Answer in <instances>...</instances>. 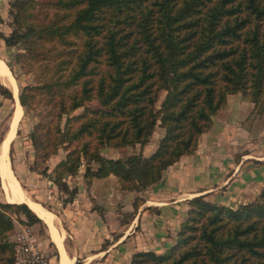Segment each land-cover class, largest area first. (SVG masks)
<instances>
[{
	"label": "trees",
	"instance_id": "16d2710c",
	"mask_svg": "<svg viewBox=\"0 0 264 264\" xmlns=\"http://www.w3.org/2000/svg\"><path fill=\"white\" fill-rule=\"evenodd\" d=\"M27 1L17 3L16 27L2 36L7 45L30 37L76 43L51 81L23 85L19 93L27 111L36 89L56 87L50 94L55 109L44 112L41 122L44 136L52 139L50 153L61 144L68 149L54 169L56 183L67 187L64 174H75L86 162L88 184L114 174L122 188L144 190L197 148L229 93L264 100V0H64L75 10L66 22L24 25L20 13ZM0 87L13 97L9 87ZM93 99L100 105L86 104ZM79 107L84 109L74 113ZM158 125L164 133L150 154L102 153L105 146L144 145ZM37 138L34 132L36 143ZM142 202L137 195L135 209ZM188 203L174 243L162 252L136 251L130 264H264V188L235 207L205 193ZM12 211H23L31 222L42 220L27 202L0 200V264L15 259L8 239L15 227Z\"/></svg>",
	"mask_w": 264,
	"mask_h": 264
},
{
	"label": "crops",
	"instance_id": "0c3cea01",
	"mask_svg": "<svg viewBox=\"0 0 264 264\" xmlns=\"http://www.w3.org/2000/svg\"><path fill=\"white\" fill-rule=\"evenodd\" d=\"M241 93L228 95V105L214 115L212 127L200 135L197 148L170 165L151 187L141 191L124 189L114 174L93 177L88 184L83 172L78 176V193L67 205L59 206L60 200L56 201L52 194L59 213L45 207L55 215L67 263L75 264L79 259V264H130L136 251L162 252L171 246L187 214L190 197L205 193L206 198L233 207L253 197L255 190L264 185V168H245L247 152L239 162L234 159L238 145L250 132L245 119L253 106ZM154 132L160 137L164 127L158 126ZM159 137L155 139L153 133L146 144L137 143L138 150L133 153L150 154ZM238 137L243 141H238ZM112 149L120 148L105 146L102 153L117 157L110 155ZM137 195L145 197L144 204L132 219L122 222V211L135 208ZM34 200L44 205L39 198ZM145 205L155 207L154 212L146 210ZM97 206L104 207V211ZM43 222L49 235L42 247L50 256V263L57 264L63 259L62 251L49 224L44 219Z\"/></svg>",
	"mask_w": 264,
	"mask_h": 264
},
{
	"label": "rangeland",
	"instance_id": "374dc122",
	"mask_svg": "<svg viewBox=\"0 0 264 264\" xmlns=\"http://www.w3.org/2000/svg\"><path fill=\"white\" fill-rule=\"evenodd\" d=\"M20 1L23 2V0H0V57H2L6 63L7 71L12 74L18 86L19 93L23 85L43 84L46 81H51L55 76L58 62L64 58L70 57L71 53L69 48L71 46L74 47L76 44H64L59 37H53L47 41L42 38L34 41V38L32 39V37H30L23 39L12 46L7 45L2 36L10 34L12 30L15 29L16 23L14 20L18 11L17 3ZM63 1L64 0H28L27 2L30 4L29 7H27L23 14L22 12L20 13L22 23L25 25V22H34L36 24H47L54 21H59L60 23L66 22L73 16L75 10ZM77 42H79V40H77ZM11 67L13 69H11ZM1 84L3 83L0 81V86ZM3 85L5 86V84ZM1 89L2 88L0 87V90ZM55 91L56 87H52L50 89L46 87L36 89V98L32 100L27 111H25V108L23 107V115L20 117L21 120L18 127L16 125L14 129V124L12 126L11 130L14 129V135L12 134V142L10 141L9 145L11 168L14 171L19 184L33 199L39 198V201L50 209H53V211L57 209L55 208L57 206H55L52 202V194L55 195L56 201H58V199L60 200L61 203L59 206L62 204L67 205L70 202L67 201V199L71 196V190L74 188L78 189V181L80 180V177L78 176H80L83 172L85 173L86 166L88 165V163L83 162L75 174H64L63 182L67 183V187L64 183H56L54 180V169L59 161L66 156L68 151V149L61 144L55 153H50V150L54 149V147H51L53 146L51 144L52 139L48 141V138L44 136V124L41 126V122L44 120H42L43 113L46 112L52 105H54L55 109V104H53L54 97L50 95ZM240 92L241 91L235 93ZM165 94V90L160 92L157 107H160ZM228 95H230V93ZM49 97L52 99L48 100ZM252 103L253 106L251 108V112L245 119L247 121L246 128L249 129L250 132H247L245 135V141L242 145H238L240 147L236 150L234 159L239 162L242 157L244 159L243 154L247 152L249 155L245 157L247 158L245 162L248 165L245 168L249 167L252 170L258 168L257 170H260L259 168H264V100H259L257 103L252 101ZM86 104L94 107L100 105L97 99L87 101ZM226 105H228V96L225 106ZM15 106L17 108L15 96L9 97L5 93L0 92V146L3 144L6 137L11 133L10 130L6 135L10 124L11 114ZM225 106L223 108H225ZM83 109V107H79L74 111V113H79ZM222 109L220 111H222ZM64 120L65 118L63 121ZM16 128L17 132L15 131ZM34 132H37L38 135L37 143L33 139ZM153 133L155 134V139L159 137L160 133ZM237 134L240 135V133ZM161 136L159 137V140ZM3 138L4 141L2 142ZM232 139L234 140V138ZM237 140L241 142L243 141V139L239 137ZM138 146L139 145L135 144L130 147L120 148L119 150L112 149L113 151L110 155L126 157L133 154L134 151H137ZM90 166L93 169H96L98 167V162L92 161ZM1 178L2 176L0 175V200L6 201L7 199L2 188ZM87 181L88 180L86 179V182ZM263 188L264 185L261 188L256 189L254 196L246 200V202L259 197ZM142 199L143 202L140 205L145 202V197L142 196ZM140 205L137 209H124L121 216L122 222L132 219V217L136 215ZM102 209V211H104L105 208L102 207ZM145 209L154 212L155 207L145 205ZM57 213H59V211H57ZM12 217L15 222V227L9 234L8 239L11 237L19 242L23 239L25 232H28L30 240L35 241L41 250L47 252L42 247L45 238L49 235L47 232L48 226L43 222V219L31 222L23 211H12ZM19 233L22 234L20 235ZM79 263L80 261L77 259L75 264ZM57 264H62V261L59 259Z\"/></svg>",
	"mask_w": 264,
	"mask_h": 264
},
{
	"label": "bare ground",
	"instance_id": "6f19581e",
	"mask_svg": "<svg viewBox=\"0 0 264 264\" xmlns=\"http://www.w3.org/2000/svg\"><path fill=\"white\" fill-rule=\"evenodd\" d=\"M0 81L5 84L7 87L12 89V92L14 93V96L16 98L17 102V108H16V115L14 120L12 121V124L10 125V129L8 132L12 129V126L14 124V129L17 125L18 127V121L20 120V117L23 115V107L19 101V89L18 86L12 76V74L9 73L6 69V63L0 57ZM16 105V104H15ZM13 130H11L10 135H8L5 139V141L2 139L1 146H0V175L2 176V188L6 196V201L10 202H27L28 205L40 216L42 217L48 224L49 229L52 231V235L59 246V248L62 251L63 259L62 264H69L66 261L62 238L58 234L57 229V222H55V215L48 211L45 207H43L38 201L36 202L30 194L27 193V191L19 184L16 175L14 174V171L11 168L10 164V151H9V145L12 138ZM17 129V128H16ZM16 131V130H15ZM6 133V135L8 134ZM14 135V134H13ZM12 142V141H11ZM50 231V232H51ZM68 259V258H67Z\"/></svg>",
	"mask_w": 264,
	"mask_h": 264
},
{
	"label": "built area",
	"instance_id": "2783aa9c",
	"mask_svg": "<svg viewBox=\"0 0 264 264\" xmlns=\"http://www.w3.org/2000/svg\"><path fill=\"white\" fill-rule=\"evenodd\" d=\"M9 240L14 243L15 252V259L10 264H50L48 253L41 250L35 241L30 240L28 232H25L23 239L19 242L11 237Z\"/></svg>",
	"mask_w": 264,
	"mask_h": 264
},
{
	"label": "water",
	"instance_id": "95a60500",
	"mask_svg": "<svg viewBox=\"0 0 264 264\" xmlns=\"http://www.w3.org/2000/svg\"><path fill=\"white\" fill-rule=\"evenodd\" d=\"M11 89V88H10ZM12 90V89H11ZM13 97H14V94H13ZM15 115H16V106L14 107V109H13V112H12V114H11V118H10V124H9V128H8V130L10 129V125L12 124V121L14 120V118H15ZM21 120V119H20ZM20 120L18 121V125H19V123H20ZM8 132V131H7ZM16 132H17V129H16ZM6 136V135H5ZM4 140V139H3Z\"/></svg>",
	"mask_w": 264,
	"mask_h": 264
}]
</instances>
